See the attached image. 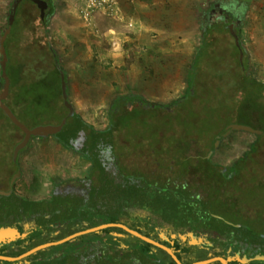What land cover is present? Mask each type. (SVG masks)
<instances>
[{"label": "rangeland", "instance_id": "obj_1", "mask_svg": "<svg viewBox=\"0 0 264 264\" xmlns=\"http://www.w3.org/2000/svg\"><path fill=\"white\" fill-rule=\"evenodd\" d=\"M117 1L116 12L98 10L88 24L82 19L87 0H49V39L67 75L68 96L75 111L95 128L107 130L111 125V105L120 96H140L157 105L139 107L128 101L129 105L126 102L128 106H123L116 117L121 126L117 129V133L121 130L120 145H135L133 151H124L123 162L130 171L145 175L157 171L163 161L161 155H153L148 142L163 140L160 144L170 146L172 151L184 145L183 140L195 142L188 147L196 149L191 153L195 163L196 155L211 153L212 144L231 125L262 132L256 135L235 131L217 145L213 163L222 171L232 168L254 146L256 153L242 164L243 171L234 186L225 190L227 197L221 207L214 197L210 203L225 219L236 218L232 212L236 207H247L249 215H254L248 224H254L264 236V90L251 85L239 87L245 85L246 74L264 84V0ZM216 1L236 2L242 10L243 22L236 33L244 45L243 64L246 61L247 70L239 65L240 51L230 30L218 23L210 39L214 42V57L221 59L213 58L206 68L203 63L197 65L196 78L194 75L191 81L193 92L188 95L189 76L201 50L207 22L204 10ZM17 3L0 0V37L7 32L9 13ZM14 33L20 36L19 26ZM15 49L8 65L6 96L10 110L26 126L55 124L65 107L53 59L46 52L43 59L37 51L36 55H25L17 44ZM92 59L97 62L90 63ZM2 60L0 51V74ZM228 78H232L231 84L238 80L231 91L225 89L230 87H226ZM83 136L82 133L80 139ZM23 137L0 109V144L8 142L7 153ZM11 160L16 163L13 154ZM19 167L23 174L13 190L31 199H42L53 194L55 183H60L63 191L72 187L69 181L85 178L90 162L48 137L34 139L20 153ZM3 171L13 173L7 162L0 160V177Z\"/></svg>", "mask_w": 264, "mask_h": 264}, {"label": "trees", "instance_id": "obj_2", "mask_svg": "<svg viewBox=\"0 0 264 264\" xmlns=\"http://www.w3.org/2000/svg\"><path fill=\"white\" fill-rule=\"evenodd\" d=\"M17 1L19 5L17 8L16 4L12 7L7 26L5 46L9 58L14 51V54L16 53L17 44L20 52H26L25 55L35 54L37 51L39 58L43 59L46 52L54 62L55 54L60 72H63L59 54L55 52L49 39L51 16L41 18L39 7L33 0ZM12 16L14 19L11 22ZM18 26L20 36L17 38L14 30ZM215 26L203 30L202 47L195 59L192 72L194 74L191 73L188 80V95L193 92L194 85L191 81L194 75L196 78L197 65L203 63L202 66L206 68L205 64L213 63V58L221 59L214 57V42L210 39L211 32H216ZM239 65L244 71L247 70L246 61L243 65L239 61ZM63 73L67 81V75ZM233 76L235 77L234 74ZM230 79L232 78L226 81V87L230 85L225 88L226 91L237 87L238 77L235 84H231ZM243 81L245 85L239 84L241 88H250L251 85L264 90V84L257 82L249 74L245 75ZM4 84V75L1 72L2 91ZM133 98L135 101L131 100ZM3 99L6 103L9 102L6 95ZM128 101L132 106L135 103L139 107H157L140 96H120L111 105V125L107 130L95 128L75 112L63 131L53 136L65 148L87 159L90 167L85 178L69 181L72 186L69 189L60 191L61 184L55 183L54 192L50 197L31 199L13 190L11 179L21 171L19 158L16 163L11 160L12 149L18 143L14 147L11 146V154L6 151V148L10 147L6 140L0 144V160L6 161L9 170H13V173L10 172L12 174L3 171L0 177V190H12L9 196L0 195V228L13 227L22 235L27 234L15 242L1 244L0 255L18 257L36 246L62 240L86 229L104 224H123L172 249L183 264H193L217 256L225 259L233 257L229 264H264V236L255 230L254 224H248L249 220L254 218L253 213L249 215L247 207H241V210L236 207L232 210L236 218L225 219L218 214L217 207L210 203L214 197L221 207L227 197L225 190L234 186V180L241 170L243 171L242 164L251 154L256 153L255 146L235 162L232 168L222 171L213 163L212 153L218 145L216 142L212 144L211 153H198L193 163L191 153L196 149L191 150L188 147L193 146L195 142L183 140L184 145L180 144V148L172 151L170 146L160 144L163 140L160 143L158 140L156 144L145 140L153 155H161L163 161L158 164V170L151 174L130 171L122 156L125 150L133 151L135 145H120L121 130L117 133V129L121 126L116 122L119 111L123 106L129 105ZM132 106L130 104V107ZM165 109L168 111V108ZM2 112L4 113L3 110ZM4 115L11 125L22 133L5 113ZM82 133L84 140L78 141ZM7 156L11 158L8 160ZM208 175H211L209 179ZM239 217L244 221H239ZM183 236L187 239L184 240ZM192 238H202L204 242L192 245ZM238 256L240 259L246 258V262L240 261ZM0 264L177 263L165 250L144 242L122 228L110 227L40 251L27 259L17 262L0 261Z\"/></svg>", "mask_w": 264, "mask_h": 264}, {"label": "water", "instance_id": "obj_3", "mask_svg": "<svg viewBox=\"0 0 264 264\" xmlns=\"http://www.w3.org/2000/svg\"><path fill=\"white\" fill-rule=\"evenodd\" d=\"M39 7L40 10V15L41 18L45 19L46 15H47V10L49 8V3L46 0H33ZM19 5V3L16 4L15 8H17ZM14 19V16L11 17V22ZM230 32L232 34V36L234 37L236 46L238 48L242 47L240 38L238 36V34L235 32L233 26L230 27ZM8 31L6 32V34H4V36L0 37V46H1V54L3 55V60L1 63L2 66V73L4 75V80H5V84H4V90L0 93V109L4 111V113L6 114V116L11 120V122L17 126L21 132L23 133L24 137L23 139L17 144V146L15 147L14 153H13V159L15 162H17L20 153L26 149L29 144L36 138H48V137H53L56 136L57 134L61 133L63 131V129L65 128V126L68 124V121L74 116L75 114V108L74 106L71 104L70 100H69V96H68V84L66 81V76L63 72H60V67H59V63L56 60V55H53L54 58V67L55 70L58 71V78H59V91H60V96H61V100H62V104L65 107V111L63 113V115L59 118V120L55 123V124H37V125H32V126H26L24 124H22L13 114V112L10 110L8 104L4 101V96L7 94L8 91V87H9V72H8V67H7V61L9 58V54H8V50L5 46V41H6V35H7ZM241 55V63L243 64V52H240ZM235 131H241V132H249V133H253L256 135H261L262 132H259L249 126H242V125H231L229 127H227L218 137L216 140V143L219 144L222 140L226 139L228 136H230L233 132ZM22 176V172L19 171L18 173L15 174V176L13 177V180L11 181V186L13 187L16 183V181L18 179H20ZM12 194V190L9 192H5L0 190V195L3 196H9ZM110 227H119L122 228L123 230H125L126 232H128L129 234L143 240L144 242H147L155 247L161 248L163 250H165L171 257L172 259L177 263V264H183L178 257L176 256V254L172 251V249L162 245L161 243L135 231L130 229L129 227L123 225V224H104V225H100L94 228H90V229H86L80 232H77L71 236H68L62 240L56 241V242H50V243H46V244H42L39 246H36L35 248L29 250L28 252L18 256V257H10V256H4V255H0V261L3 262H17V261H21L24 259L29 258L32 255L37 254L40 251L46 250L48 248L54 247V246H60L62 244H65L75 238L84 236V235H88L91 233H95L101 230H104L106 228H110ZM27 234H21L19 232L18 229L13 228V227H8V228H0V245L1 244H6V243H12L17 241L18 239H20L21 237H26ZM174 238L176 236H173ZM192 237V235H191ZM184 240H186L187 238L185 236L182 237ZM204 242V239H196V238H192V240L190 241V244L192 245H197V244H202ZM240 261L242 262H246V258L244 259H240V257H237ZM233 259V257H228L227 259H225L224 257H211L207 260H201L198 262H195L193 264H212V263H216V262H220L221 264H229V262Z\"/></svg>", "mask_w": 264, "mask_h": 264}, {"label": "flooded vegetation", "instance_id": "obj_4", "mask_svg": "<svg viewBox=\"0 0 264 264\" xmlns=\"http://www.w3.org/2000/svg\"><path fill=\"white\" fill-rule=\"evenodd\" d=\"M49 3V8L47 10V15L49 13L50 9V2L49 0H46ZM204 20L207 22L204 24V30L217 25L218 23H223L228 27L230 30V27L233 26L235 32L237 29L241 26L243 22V14L240 7H238V4L235 3H228V2H222V1H216L210 4L205 10H204ZM240 52L245 53L244 51V45L242 44V47L239 48ZM82 139H79L78 141H81Z\"/></svg>", "mask_w": 264, "mask_h": 264}, {"label": "built area", "instance_id": "obj_5", "mask_svg": "<svg viewBox=\"0 0 264 264\" xmlns=\"http://www.w3.org/2000/svg\"><path fill=\"white\" fill-rule=\"evenodd\" d=\"M136 1V0H131ZM108 10L109 12H116L118 9L117 0H87L85 8L82 10V19L91 24L93 21V14L98 10Z\"/></svg>", "mask_w": 264, "mask_h": 264}, {"label": "crops", "instance_id": "obj_6", "mask_svg": "<svg viewBox=\"0 0 264 264\" xmlns=\"http://www.w3.org/2000/svg\"><path fill=\"white\" fill-rule=\"evenodd\" d=\"M231 35H232V34H231ZM147 49H148V48H147ZM147 49H145V51H146ZM144 54H145V53H144ZM95 62H97V61H96V60H93V59L90 60V63H92V64L95 63ZM68 92H69V90H68ZM68 95H69V94H68ZM69 100H70V99H69Z\"/></svg>", "mask_w": 264, "mask_h": 264}]
</instances>
